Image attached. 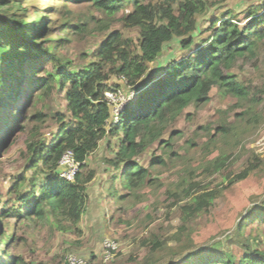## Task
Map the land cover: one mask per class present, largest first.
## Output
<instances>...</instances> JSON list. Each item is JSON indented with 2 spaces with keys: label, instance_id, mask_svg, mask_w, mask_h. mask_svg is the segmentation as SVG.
Segmentation results:
<instances>
[{
  "label": "trees",
  "instance_id": "1",
  "mask_svg": "<svg viewBox=\"0 0 264 264\" xmlns=\"http://www.w3.org/2000/svg\"><path fill=\"white\" fill-rule=\"evenodd\" d=\"M28 1L0 0V126L4 128L0 135V158L18 135L26 132L27 121L32 125L26 167L32 177L15 178L6 194L0 196V248L3 247L7 257L0 264H29L18 250L29 241L27 228L21 229L24 234L18 237V224L9 223L10 220L34 227L52 223L65 233L76 232L87 209L89 184L94 175L83 170L89 156L106 137L118 140L115 156L106 159L112 170L110 197L121 203L133 201L127 207L124 205L132 209L145 201L150 187L156 183L155 173L161 175L163 168L170 163L176 166L182 158L174 151L175 137L182 133L172 132L167 140L163 137L188 108L205 107L211 102L214 89L224 97L236 99L235 106L245 107L248 103L247 110L236 114V125L218 128L225 141L231 135L237 136L243 120L248 117L246 121L251 123L257 116L252 106L256 97L251 96L248 86L232 71L240 61L251 60L258 51L264 50V2L246 11L245 25L233 11L223 13L222 19L213 18L210 24L213 34L197 43L201 41L194 35L198 19L217 5L214 1L55 0L52 14L46 9L40 10L42 0H34L31 5ZM128 4L133 8L122 22L126 27L141 30L138 40L112 30L117 21L115 17ZM77 7H88L103 19L72 11ZM99 36H103L101 43L90 55L80 54L83 60L92 58L83 65L75 64L65 54L75 38L88 43L94 41L88 39ZM175 39H181L182 59L167 66L164 72L158 71L162 74L156 73V78L138 90L137 86L152 73L151 66L160 59L165 46ZM112 77H118L123 85L108 86ZM125 89H137V94L116 124H112L113 107L105 94L125 92ZM60 95L67 102L65 111L55 107V98ZM9 102L14 103L8 105ZM67 116L71 120L66 121ZM50 119L56 127H48L52 136L48 141L42 131ZM211 140L215 142L214 137ZM156 144L162 152L152 156L149 166L142 165L138 158ZM208 146L209 142L205 149ZM68 151L81 163L73 183L58 176L59 161ZM229 159L222 152L211 161L203 160L196 168L183 169L177 186L184 188L172 193L169 186L166 193L178 203L183 197L190 199L179 207L186 221L165 240L149 241V251L140 261L135 257L130 261L136 264H264V250L251 249L252 234L245 237L247 249L241 258L222 250V242L205 247L192 238L195 232L192 222L210 213L221 195L220 190H211L202 181L193 179H206L226 169ZM246 174L236 179L242 181ZM164 186L168 185L160 183L157 188ZM5 197L6 201H1ZM260 220L264 221V209L253 208L235 229L243 236L248 224ZM217 238L212 236L210 242ZM171 241L176 244L171 246Z\"/></svg>",
  "mask_w": 264,
  "mask_h": 264
},
{
  "label": "rangeland",
  "instance_id": "2",
  "mask_svg": "<svg viewBox=\"0 0 264 264\" xmlns=\"http://www.w3.org/2000/svg\"><path fill=\"white\" fill-rule=\"evenodd\" d=\"M54 1L42 0L40 10L46 9L49 14H52L56 5ZM211 1L217 5L210 8L205 15L198 19V29L194 35L201 41H197V43L206 40L210 34H213L210 28L213 18L222 19L223 13L233 11L238 15L242 25H245L246 11L253 5L264 2V0ZM32 3L34 0L28 1V5ZM60 7L58 6V10L61 9ZM132 8L128 4L120 11L115 17L117 21L112 25V30L120 31L125 37L138 40L141 30L136 27H126L122 22V18L130 14ZM72 11L93 14L98 19H103L102 15L96 14L88 7H77L73 8ZM53 19H58V16L55 15ZM102 38L103 36L88 39H94L88 43L75 38L65 50V54L75 64L83 65L92 58L83 60L80 54L87 53L90 55L95 46L101 43ZM183 54L181 39H175L167 44L160 59L151 66L152 73L137 86V89L148 85L154 78L161 75V72L170 64L180 61ZM158 71L161 72L158 73ZM156 73L157 76H155ZM232 73L238 77L239 81L248 86L251 96L253 95L257 99L252 104L254 112L257 114L253 122L247 123V117L240 124L237 136L231 135L227 141L221 139L220 132H217L218 128L226 124H235L236 114L247 110L250 105L247 103L245 107L235 106L236 99L224 97L217 89H214L210 103L201 109L188 108L168 129L163 137L164 140L169 139L172 132L179 131L182 133L181 136L175 137L176 142L174 144V151L179 153L182 158L177 161L176 166H172L170 163L163 168L161 175L155 173L156 183L150 187L145 196V201L137 203L132 209H126L124 205L127 207L133 201L121 203L110 197V174L112 170L106 159L115 156L118 140L113 137H106L101 142L99 149L89 156L86 161V168L83 170L85 174L89 175L93 172L94 175L89 184L87 209L77 226L76 232L65 233L52 223L34 227L29 226V224H21L22 222L9 221V223L18 224L17 227L20 229L17 234L18 237L23 233L21 229L27 228L29 241L26 245L18 248L25 260L29 264H66V257L73 254L86 260L89 264H136L130 259L135 257L140 261L149 251V241L155 238L160 241L165 240L176 233L178 227L186 221L179 207L190 199L183 197V201L178 203L175 197L167 195V187L170 186L169 189L172 193L180 192L184 187H178L177 184L181 180L183 169L196 168L203 160L211 161L222 152H226L230 157L228 162L230 165L226 169L206 179L203 177L193 179L194 182L202 181V185H208L211 190H220L221 195L212 205L210 213H206L192 222L191 225L195 228L192 238L198 245L205 247L222 242V250L233 252L238 258H241L247 249L245 237L252 234L251 249L253 251L264 250L263 220L248 224L244 228L243 236L239 235L235 229L242 217L253 208L264 209V50L258 51V55L251 60L240 61ZM107 84L108 86L123 85V81L119 80L118 77H112ZM137 89L133 90L137 91ZM133 90L125 89V92H132ZM55 99V107L59 108L60 111H65L67 102L64 95ZM13 103L9 102L8 105ZM113 109L114 113L120 114L124 107L117 104ZM1 113L4 115L7 112ZM66 118V121L71 120L69 116ZM117 121V117H115L112 124H116ZM2 122L4 123V118ZM52 126L56 127V123L50 119L42 131L48 141L52 139L48 127L52 128ZM26 128V132L18 135L12 147L5 151L0 158V196L6 194L10 183L15 178L22 175H26L28 178L32 177V172L26 170L29 162L27 144L32 130V125L28 121ZM3 131L4 128L0 126V135ZM110 131V127H108V132ZM213 137L215 142L211 140ZM189 142H194V145H190ZM208 142V149H205ZM161 150L159 144H156L145 151L138 158V161L144 166H149V160L154 154H160ZM244 173H247L245 179L238 181L236 178ZM160 183L168 186L158 189L157 185ZM6 199L5 197L1 201L4 202ZM214 235H217L218 238L216 241L210 242V238ZM258 242L261 244L259 245ZM144 243H147L148 246H144ZM107 244H112L115 247L114 257L108 262L105 261L106 250L104 248ZM175 244L173 241L170 242L171 246ZM2 248H0V262L5 263L7 257L4 256ZM14 251H17V248Z\"/></svg>",
  "mask_w": 264,
  "mask_h": 264
},
{
  "label": "built area",
  "instance_id": "3",
  "mask_svg": "<svg viewBox=\"0 0 264 264\" xmlns=\"http://www.w3.org/2000/svg\"><path fill=\"white\" fill-rule=\"evenodd\" d=\"M136 94H137L136 90H133L132 92H124L120 90L117 92H107L105 95L107 101L112 107L118 104V105H122L125 109L129 105L131 100L134 99ZM120 114L117 112L114 113V109H113L114 119L115 117H117L118 120ZM80 167H81V163L77 161L75 154L72 151H68L62 156V158L59 161L58 176L66 180L67 182L73 183L75 181V177L77 173L80 171ZM104 248L106 250L105 261L106 262L111 261V259L114 257L113 253L115 251V247L112 246V244H107L105 245ZM66 264H89V263L86 260H83L82 258H79L76 255L69 254L66 257Z\"/></svg>",
  "mask_w": 264,
  "mask_h": 264
}]
</instances>
